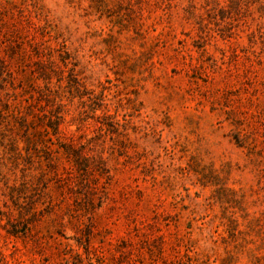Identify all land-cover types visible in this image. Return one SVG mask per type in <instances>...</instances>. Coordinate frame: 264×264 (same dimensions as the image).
Returning a JSON list of instances; mask_svg holds the SVG:
<instances>
[{
	"label": "rangeland",
	"instance_id": "rangeland-1",
	"mask_svg": "<svg viewBox=\"0 0 264 264\" xmlns=\"http://www.w3.org/2000/svg\"><path fill=\"white\" fill-rule=\"evenodd\" d=\"M0 264H264V0H0Z\"/></svg>",
	"mask_w": 264,
	"mask_h": 264
}]
</instances>
